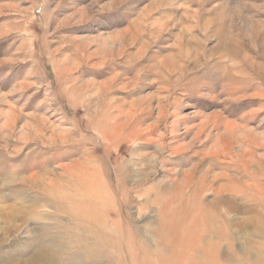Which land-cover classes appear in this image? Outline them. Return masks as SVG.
Listing matches in <instances>:
<instances>
[{
	"label": "rangeland",
	"instance_id": "obj_1",
	"mask_svg": "<svg viewBox=\"0 0 264 264\" xmlns=\"http://www.w3.org/2000/svg\"><path fill=\"white\" fill-rule=\"evenodd\" d=\"M175 241L264 264V0H0V264Z\"/></svg>",
	"mask_w": 264,
	"mask_h": 264
},
{
	"label": "bare ground",
	"instance_id": "obj_2",
	"mask_svg": "<svg viewBox=\"0 0 264 264\" xmlns=\"http://www.w3.org/2000/svg\"><path fill=\"white\" fill-rule=\"evenodd\" d=\"M174 194V193H173ZM221 197V196H220ZM212 214V215H211ZM211 216L208 215L206 217L205 222L208 225V230L210 227V224L217 218V216L213 215V212H211ZM216 221V220H215ZM204 231V230H203ZM206 231V230H205ZM223 231V230H222ZM202 233V232H201ZM160 234V233H159ZM220 235V234H219ZM226 235H229L228 233ZM162 236V233L161 235ZM165 236V235H164ZM195 236V235H194ZM193 236V237H194ZM198 236V235H197ZM190 237L191 234H190ZM229 237H231L229 235ZM164 238V237H163ZM196 238V237H195ZM195 238H193L195 240ZM199 238V237H198ZM197 238V241H198ZM189 239V238H188ZM180 240V239H179ZM220 240V239H219ZM183 241V240H182ZM163 242V241H162ZM176 245L170 247L164 258L158 259L156 261V264H221L219 260L217 259V253L215 254L216 251L210 250L208 248H204L203 246L201 248H196L194 249L193 247H184L183 243L181 241H175ZM195 242V241H194ZM194 244V243H193ZM156 245V244H155ZM158 245V244H157ZM162 245V244H161ZM164 245V244H163ZM202 245V244H201ZM206 245V243H205ZM211 245V244H210ZM167 246V243H166ZM207 246V245H206ZM209 246V245H208ZM160 248V246H159ZM158 249V248H156ZM164 249V248H163ZM161 251V250H160ZM229 252V251H228ZM160 254V253H159ZM164 254V253H161ZM240 254V253H239ZM248 254V253H247ZM247 254H244L243 258H240L239 264H253L251 263V260L248 258ZM224 255V254H223ZM40 257V256H39ZM158 257V256H157ZM222 257V256H221ZM236 257V256H235ZM160 258V257H159ZM223 258V257H222ZM234 254L233 252L225 254L224 255V262L225 263H232L234 260ZM157 259V258H156ZM146 264V263H145ZM223 264V263H222ZM237 264V263H236Z\"/></svg>",
	"mask_w": 264,
	"mask_h": 264
}]
</instances>
